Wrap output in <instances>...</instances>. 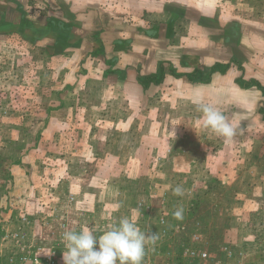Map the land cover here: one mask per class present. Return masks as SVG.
<instances>
[{"label":"rangeland","instance_id":"374dc122","mask_svg":"<svg viewBox=\"0 0 264 264\" xmlns=\"http://www.w3.org/2000/svg\"><path fill=\"white\" fill-rule=\"evenodd\" d=\"M17 1L62 31L57 44L19 34L0 0V188L20 182L92 231L109 217L140 226L135 203L156 216L165 191L173 217L182 208L214 247L242 241L264 264V0ZM195 68L205 81L186 77ZM194 94L236 126L230 141L202 127Z\"/></svg>","mask_w":264,"mask_h":264},{"label":"built area","instance_id":"2783aa9c","mask_svg":"<svg viewBox=\"0 0 264 264\" xmlns=\"http://www.w3.org/2000/svg\"><path fill=\"white\" fill-rule=\"evenodd\" d=\"M51 187L49 193L53 192ZM160 198L156 216L150 215L154 211L150 201L141 199L134 205L139 214L136 219L141 222L140 226L137 224L140 230L146 236L159 234L154 245H146L141 264H252L248 261L252 250L241 247L244 242L240 241L241 245L233 241L221 242L215 248L198 218L173 217L167 208L165 191ZM66 199L67 204L75 201L73 195ZM31 203L32 211H26V206ZM22 204L26 206H20ZM53 205L52 201L45 202L40 198L22 203L17 198L9 199L5 205L2 204V207L9 208L11 214L0 219V264H64L62 233L70 229L79 231L86 226L81 223L85 222L82 216L66 215ZM117 221L115 217H109L98 230H90L99 235L109 224ZM255 242L257 240L252 244ZM255 246L261 247V243L257 242Z\"/></svg>","mask_w":264,"mask_h":264},{"label":"clouds","instance_id":"9594fccd","mask_svg":"<svg viewBox=\"0 0 264 264\" xmlns=\"http://www.w3.org/2000/svg\"><path fill=\"white\" fill-rule=\"evenodd\" d=\"M193 103L202 113V127L211 129L229 141L236 135V126L228 122L213 104L205 103L203 96L194 94ZM173 192L178 196L184 194L181 186L175 187ZM173 215L182 219L183 209L176 210ZM158 239V233L146 236L134 220L122 217L109 224L99 235L87 227L63 232V260L64 264H141L146 245H154Z\"/></svg>","mask_w":264,"mask_h":264},{"label":"trees","instance_id":"16d2710c","mask_svg":"<svg viewBox=\"0 0 264 264\" xmlns=\"http://www.w3.org/2000/svg\"><path fill=\"white\" fill-rule=\"evenodd\" d=\"M9 2H12L15 4V12L18 13L17 17L13 21L18 25L17 31L19 34H23L25 31L29 30V31L35 33V39H37V37L41 38V37H47L49 35L50 37L51 36L53 37L55 44L60 42V39H58L60 31H62V29H60L58 27V25L60 26V22L58 23L57 20H55L53 18H49V19H47L46 25L43 28H38V27L34 26L33 23L29 22L25 18L23 11H22V7H21L22 5L17 0H9ZM3 23H6V22L2 21V24ZM150 31L154 32V33H158V31L154 28H150ZM62 33H64V32H62ZM227 67H228L227 64L225 66H223V65L215 63V65H213L211 67V71L216 70V69L219 70V68L222 69L221 71H224V69H226ZM186 74H187L186 77L191 81H194L196 79H199L200 81L206 80V79L201 80L202 77L204 76L203 75L204 73H203V71H201L198 68L197 69L195 68L193 72H189ZM207 77H209V76H207ZM149 78L150 79L156 78V76L153 75L152 77H149ZM207 79H209V78H207ZM150 81H153V80H150ZM150 81L145 80V81H141V83L143 84V87H147L149 85V83H151ZM236 81L238 82V84L241 87H244V88H248L251 85L259 86V84L255 80H248V81H242L241 80V81H239V79H237ZM5 208H6V206L5 207L3 206L0 208V213H1L0 219H6L7 211Z\"/></svg>","mask_w":264,"mask_h":264},{"label":"crops","instance_id":"0c3cea01","mask_svg":"<svg viewBox=\"0 0 264 264\" xmlns=\"http://www.w3.org/2000/svg\"><path fill=\"white\" fill-rule=\"evenodd\" d=\"M154 28V27H153ZM154 29H156V28H154ZM161 29H163V28H157L156 30L158 31V33H154V32H151L150 30L146 33V35H147V37H149V38H154V39H157L159 36H158V34H160L159 33V31L161 30ZM136 30H137V28H136ZM173 31V30H172ZM175 34V33H174ZM174 34L170 37H168V36H166V38L168 39V40H172V39H174ZM13 184V183H12ZM12 184H7L8 186H5V187H10L9 189H7V188H4V189H2V188H0L2 191V193H1V197H0V207L2 206V204L4 203V205H5V203H7V201L9 200V199H11V200H14V199H16L17 198V200H18V202L19 203H22V202H26V201H29V200H31V199H25V197H26V190H27V187H24V186H22V184L19 182L18 183V185L16 184V183H14L13 185ZM11 187H13V189L12 190H10L11 189ZM5 189H7V191L5 190ZM24 190V191H23ZM4 192L5 193H7V194H4ZM30 194V193H29ZM25 195V196H24ZM29 196V195H28ZM7 205V204H6ZM8 206V205H7ZM19 206V205H18ZM20 206H26V205H20ZM7 209V214H11V211L9 210V208H6Z\"/></svg>","mask_w":264,"mask_h":264}]
</instances>
